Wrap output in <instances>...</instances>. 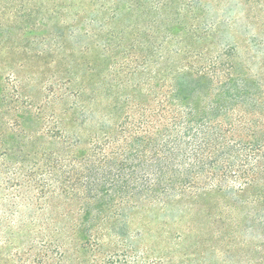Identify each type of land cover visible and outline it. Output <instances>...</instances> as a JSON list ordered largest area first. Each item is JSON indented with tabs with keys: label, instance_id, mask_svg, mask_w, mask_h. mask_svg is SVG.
<instances>
[{
	"label": "trees",
	"instance_id": "obj_1",
	"mask_svg": "<svg viewBox=\"0 0 264 264\" xmlns=\"http://www.w3.org/2000/svg\"><path fill=\"white\" fill-rule=\"evenodd\" d=\"M215 5H31L57 24L20 31L46 34L9 52L30 76L0 82V264L264 250V43L228 38Z\"/></svg>",
	"mask_w": 264,
	"mask_h": 264
},
{
	"label": "rangeland",
	"instance_id": "obj_2",
	"mask_svg": "<svg viewBox=\"0 0 264 264\" xmlns=\"http://www.w3.org/2000/svg\"><path fill=\"white\" fill-rule=\"evenodd\" d=\"M36 0H0V62L5 65V68L0 69V82L7 81L8 74L13 71L21 79L26 80L29 75V70L21 67V64L26 62L27 57L9 56L11 49H15L18 44H31L37 42L45 36V30L56 26V20H42L41 15L30 16L31 5ZM216 8L220 14H225L226 18L236 20V25L231 27L228 38L232 40L242 41L260 45L264 43V0H215ZM43 11V10H41ZM247 15H255L258 18L250 19ZM40 25L45 28L42 35L41 31L37 34L19 37L22 30H29L32 26L40 28ZM11 30L6 37L3 31ZM234 38V39H233ZM7 40V43H5ZM135 225V224H134ZM248 239V234H245ZM246 248H238L225 254L228 260L225 264H264V250L254 249L251 244L247 243ZM210 254L207 252L204 257ZM212 255V254H211ZM224 256V255H223ZM195 258H191V264H204L195 262ZM205 264H211L207 261Z\"/></svg>",
	"mask_w": 264,
	"mask_h": 264
}]
</instances>
